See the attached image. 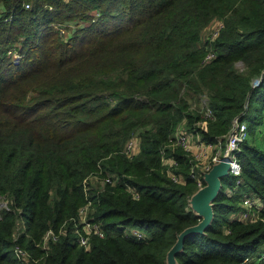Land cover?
I'll return each instance as SVG.
<instances>
[{"label": "trees", "instance_id": "1", "mask_svg": "<svg viewBox=\"0 0 264 264\" xmlns=\"http://www.w3.org/2000/svg\"><path fill=\"white\" fill-rule=\"evenodd\" d=\"M21 2L0 0V264H22L15 244L26 264H166L179 231L200 218L189 202L194 160L172 133L181 124L222 149L236 116L246 124L240 172L220 178L209 222L173 257L264 264V0ZM77 16L87 23L61 40L52 24ZM213 19L217 33L201 39ZM59 71L72 73L66 83ZM130 136L137 150L127 154ZM244 193L253 218L235 215ZM87 201L102 234L84 247L75 229ZM47 228L56 236L43 248Z\"/></svg>", "mask_w": 264, "mask_h": 264}, {"label": "built area", "instance_id": "2", "mask_svg": "<svg viewBox=\"0 0 264 264\" xmlns=\"http://www.w3.org/2000/svg\"><path fill=\"white\" fill-rule=\"evenodd\" d=\"M21 7L28 8L30 6L29 0H22ZM2 8H0L1 12ZM97 13V12H95ZM1 15V13H0ZM215 23L213 24V29L209 31L208 37L212 38L221 25L220 20L215 19ZM55 25V24H54ZM18 43L15 42L12 46L6 49V55L9 57L11 61H18L21 53L18 50ZM213 56V52L211 50L207 51L203 59L207 60ZM256 82L257 79H254ZM204 114H208L209 109L206 108ZM200 123V121H198ZM246 136V124L243 120L238 119L237 116L233 119L230 128L228 129L225 135V141L222 149L217 148L213 150L211 148V143H206L199 139L197 136L189 133L183 125L178 124L173 133L171 142L175 145L180 146L183 150L188 152L193 158V165L190 167L189 172L191 176H194L197 181V185H201V181L198 178L199 174H203L204 171L208 170L211 166L212 162L220 159L221 156H224L227 160V173L233 176H237L240 172V162L236 157L235 150L238 149L239 142ZM124 150L127 154H132L137 150V140L135 136H130L124 145ZM205 158V159H204ZM200 159V160H198ZM169 161V165H171L174 160L170 157L165 158V162ZM196 167L198 170H196ZM170 177L174 180H179L180 175L174 174V172L169 171ZM6 198L0 199V204H4L6 202ZM88 205V201L83 205L78 207V221L80 223L79 227L75 229V233L77 235L78 242L87 247L88 245V237L90 233H97L98 235L102 234V229L99 224L91 219H88L86 216V207ZM241 206L242 208L237 210L235 215L239 218H253L255 216L254 208L252 207V197L250 194H242L241 197ZM60 231V229L58 230ZM132 234L136 236H141L142 233L140 230L132 228L130 231ZM56 234L53 232L51 228H47L41 238V247L46 248V241L50 237L54 239ZM14 254L17 258L22 262V264H26L27 257L29 256L28 252L15 244L13 247ZM261 257L264 258V246L260 253ZM34 259V258H33ZM247 257H244L243 260H246Z\"/></svg>", "mask_w": 264, "mask_h": 264}, {"label": "water", "instance_id": "3", "mask_svg": "<svg viewBox=\"0 0 264 264\" xmlns=\"http://www.w3.org/2000/svg\"><path fill=\"white\" fill-rule=\"evenodd\" d=\"M225 173H227V160L224 156L212 162L208 170L203 172L202 179L205 183L198 186L189 198L191 207L200 218L196 223L188 225L179 231L175 241L167 250L166 264H175L173 253L181 245L186 233L190 231H201L209 222L212 213L210 200L218 191L220 178Z\"/></svg>", "mask_w": 264, "mask_h": 264}, {"label": "rangeland", "instance_id": "4", "mask_svg": "<svg viewBox=\"0 0 264 264\" xmlns=\"http://www.w3.org/2000/svg\"><path fill=\"white\" fill-rule=\"evenodd\" d=\"M30 2V5H31V0H29ZM1 3H0V8H1ZM85 12H88L89 13H92V15H96V11L95 10H92V9H86ZM215 19H213L211 21V23L209 25H207L206 27H204L201 31V39H204L206 36L208 37V34H209V31L211 29H213V24L215 23ZM84 23H87V20L81 18L80 16H77V17H74V18H70V19H65L63 20L62 22H59V23H56L54 22L52 24V27L54 28V30H56V34L57 36L59 35L60 39L61 40H64L65 38H67L68 36H70L72 34V32H75V29L77 27H80L82 26ZM55 24V25H54ZM67 40V39H66ZM19 44V41L17 42ZM83 57H87V54H84ZM238 65H240V62H237ZM75 72V71H74ZM71 74L72 73H69L67 71H59L58 74H56L54 76V78L58 79L61 83H66L65 82V79L71 77ZM48 82H51L49 79H46ZM173 143V142H172ZM174 144V143H173ZM211 148L213 150H216L215 149V146L212 144ZM205 159V158H204ZM200 160V159H198ZM167 166H169V161L165 163ZM228 173H225V174H222L221 178L222 177H226ZM222 185H224V183L222 182ZM133 227H129V232L132 230ZM259 248H261V246H259Z\"/></svg>", "mask_w": 264, "mask_h": 264}, {"label": "crops", "instance_id": "5", "mask_svg": "<svg viewBox=\"0 0 264 264\" xmlns=\"http://www.w3.org/2000/svg\"><path fill=\"white\" fill-rule=\"evenodd\" d=\"M223 192H225L226 194H229V193H231V190L225 185L223 187Z\"/></svg>", "mask_w": 264, "mask_h": 264}]
</instances>
